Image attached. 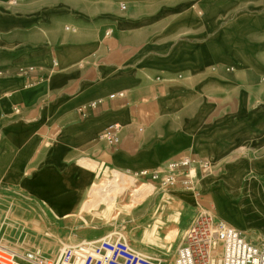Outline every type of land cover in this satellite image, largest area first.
Listing matches in <instances>:
<instances>
[{"label":"crops","instance_id":"1","mask_svg":"<svg viewBox=\"0 0 264 264\" xmlns=\"http://www.w3.org/2000/svg\"><path fill=\"white\" fill-rule=\"evenodd\" d=\"M11 1L0 0V148L36 167L53 164L47 159L55 145L65 148L60 173L77 182L73 198L59 207L68 215L61 221L80 211L88 180L98 177L78 169L81 160L136 171L138 163L121 165L114 154L137 158L149 147L160 152L159 164L173 150L209 159L206 192L229 184L242 198L255 192L264 208V0ZM67 25L77 32L67 34ZM232 54L235 67L227 62ZM59 55L68 67H55V83L48 74H25L38 59ZM103 68L125 99L108 100L112 90L98 85ZM103 98L105 104L80 113ZM122 120L130 128L146 123V133L109 151L99 136ZM182 133L189 138L181 141Z\"/></svg>","mask_w":264,"mask_h":264},{"label":"rangeland","instance_id":"2","mask_svg":"<svg viewBox=\"0 0 264 264\" xmlns=\"http://www.w3.org/2000/svg\"><path fill=\"white\" fill-rule=\"evenodd\" d=\"M15 2L17 0H12L10 3L14 4ZM76 30L72 25H67L64 28V31L70 35H74L77 32ZM56 69L58 70L59 68L56 67ZM24 72L27 75L49 73V71H40L38 68H35L33 71L26 69ZM15 109H18V107ZM120 125L123 129L121 140L118 144H109L104 141L101 138L103 132L99 136L109 151L111 147L126 141L124 138L128 137L129 140L131 138H140L147 130L146 123L138 124L135 128ZM169 155L170 158L168 160L160 163L158 167L148 170L149 175L154 171L167 170L169 164L184 156H192L193 158L208 160L210 162L209 159L196 157L191 152H177L173 150L169 152ZM91 167L98 175L94 182L97 186L120 178L114 174L116 168H111L110 166ZM142 170L145 169L141 168L131 171V175L135 179L134 183H127L124 191L117 192L116 200L112 204L99 202L89 205L84 209H80L76 215L69 217L70 219L67 218L62 221L49 216L43 209L31 208L28 206L29 204L26 205L14 197L4 199L0 203V230L9 236V240L11 241L9 248L15 252L16 261L19 264H30L20 257L29 253L54 263L61 256L62 253L60 251L65 244L68 246V249L95 240L114 238H122L124 240V238H127L130 246L135 251L137 250L146 254L145 257L161 259L163 264H174L182 238L199 210L210 211L219 220L216 217L211 195L206 192L202 179L203 176H209V172L214 170V167L211 162L208 171L192 167L190 171H186L181 175V177L190 176L192 184H188L186 180L181 178L176 184L167 187L153 181L148 176L141 177L140 172ZM146 186L152 187V192L143 197L136 196V192H142V189ZM3 192L4 190L0 189V195L4 194ZM184 194H196L199 205L190 210L188 220L184 222L183 227H180L173 224V217L177 210H185V206L179 203V198ZM91 197L89 193L84 204L90 203L93 199ZM89 218L92 219V223L88 220ZM157 220L163 221L160 222V226H155ZM71 221H75L76 225L69 226L67 223ZM38 227L40 229V238L56 239L58 249L54 253L50 254L44 250L37 251L36 246H33L32 232ZM96 231L98 232L97 234ZM45 233L50 234V236H45ZM174 233H176L175 238L171 237ZM251 235L254 241L264 245L263 237H257L252 233ZM259 240L263 241V243H260ZM170 247H173L171 248V252H169Z\"/></svg>","mask_w":264,"mask_h":264},{"label":"bare ground","instance_id":"3","mask_svg":"<svg viewBox=\"0 0 264 264\" xmlns=\"http://www.w3.org/2000/svg\"><path fill=\"white\" fill-rule=\"evenodd\" d=\"M67 29L70 30L68 27ZM242 31L243 35L245 32L244 30ZM240 33L241 31L239 29L235 31L236 35H239ZM243 38L246 40L245 35ZM34 55L37 56V54ZM48 58L38 59L37 63H34L33 66H30L27 69L38 68L40 71H49L47 78L50 79L52 83H55L57 78H61L55 67L58 65L59 69L65 68L68 67V63L65 62L66 60L64 58L62 59V55H59L57 59L51 60L49 56ZM74 58L75 57L72 56V60H74ZM232 58L234 59V62L228 60L227 62L235 67V62L238 59V55L232 54ZM102 70L103 78L98 85L104 88V90H112V88L116 86L115 78L112 74L107 73V69L103 68ZM87 90L88 89L84 91L83 86V93H86ZM115 93L118 92L112 90L107 96L108 100L110 95ZM103 101H105L104 98ZM129 122L130 120H122L120 124L127 126ZM189 132L193 135L195 133V128L192 127ZM180 137L181 141H185L189 138V136H187L185 133H182ZM64 149L65 148L61 146L55 145L54 149L52 150L53 156H50L47 159V162H53V164L36 167L35 165L28 166L26 159L21 157L20 152L16 151L15 156L12 157L11 151L9 149L6 150V148L1 147L0 189L4 190V194L0 195V203H2L4 199H10L11 197H14L26 205L29 204L28 206L31 208L36 207L43 209L49 216L55 219L60 220L64 217H67L68 215L64 214L59 207L66 202L68 203L71 198H73L74 193L70 187L76 186L77 179L73 175H69L67 178H64L63 176L67 174L66 171L64 173H60V171H63L67 165L63 159ZM159 154L160 152L156 151L155 147H149L140 152L137 158H131L124 152L115 153L114 158L121 165L128 166L130 168H133V164L138 163L141 168L145 170H151L158 167L160 159ZM85 160L80 161L78 169L82 171L89 169L92 171V167H90V165ZM114 174L116 177L120 178L111 182H106L101 186H97L96 183H94L93 177L88 180L87 184L90 186V195L93 199L90 201V203H85L82 205L81 209L99 202L112 204L116 200L117 192L124 191L126 189L127 183H134L135 181L134 177L131 175V170L124 171L121 169H115ZM234 183L240 185V182ZM228 185L229 184H218V186L215 187L210 194L216 211V217L219 220H223L233 228L245 232L251 238V233L259 237V231L264 233V220L256 209H260L264 212V208L259 203L257 194L254 192L252 198H242L241 194L234 193V191L231 190ZM84 187L85 184H80L77 192L81 194ZM150 192H152V187L146 186L142 189V192H136V196L143 197ZM179 203L185 206V210H177L175 212L173 224L183 227L184 222L188 220L190 210L196 208L199 205L198 197H196V194H184L179 198ZM253 203L255 204L253 205ZM160 222L163 221L157 220L155 226H160ZM39 233V227L34 229L32 232V240L34 241L33 246H36L37 251L44 250L50 254L54 253L58 249V243L56 239L40 238ZM45 236L49 237L50 234L45 233ZM171 237L175 238L176 233L172 234ZM124 240L129 243L127 238H124ZM10 242L9 236L5 235L0 230V264H19L16 261L15 252L9 248ZM67 247L68 246L65 244V246L61 248L60 252L62 254L59 256L57 261H61L65 251L67 250ZM171 248L173 247L169 248V252L172 251ZM137 253L142 256H146V254L143 252L137 251ZM20 257L23 258L25 262L36 264L32 258V254L28 253L23 256L21 255ZM56 262L51 263L45 260L44 263L55 264ZM66 264H80V262L75 261L74 263Z\"/></svg>","mask_w":264,"mask_h":264},{"label":"built area","instance_id":"4","mask_svg":"<svg viewBox=\"0 0 264 264\" xmlns=\"http://www.w3.org/2000/svg\"><path fill=\"white\" fill-rule=\"evenodd\" d=\"M113 33V30H108L105 37L110 38ZM125 98V92H118L110 95L109 100ZM103 104L105 101L98 100L82 106L79 111L85 115ZM122 129L120 124H113L103 131L101 138L109 144H118ZM192 167L208 171L210 162L184 156L169 164L167 170L154 171L150 175L148 170H142L140 176H148L165 187L176 184L181 178L192 184L190 176L181 177ZM32 258L36 264H45V260L39 256L32 255ZM75 261L80 264H163L161 259L140 255L122 238L98 240L71 247L65 251L61 261L55 264ZM174 264H264V245L254 241L245 232L217 220L210 211L199 210L182 238Z\"/></svg>","mask_w":264,"mask_h":264}]
</instances>
